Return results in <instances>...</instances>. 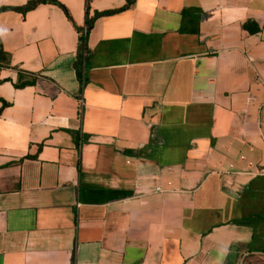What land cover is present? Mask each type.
Listing matches in <instances>:
<instances>
[{
    "label": "crops",
    "instance_id": "obj_1",
    "mask_svg": "<svg viewBox=\"0 0 264 264\" xmlns=\"http://www.w3.org/2000/svg\"><path fill=\"white\" fill-rule=\"evenodd\" d=\"M28 1L0 0V264H264V0H135L83 79L87 0Z\"/></svg>",
    "mask_w": 264,
    "mask_h": 264
},
{
    "label": "trees",
    "instance_id": "obj_2",
    "mask_svg": "<svg viewBox=\"0 0 264 264\" xmlns=\"http://www.w3.org/2000/svg\"><path fill=\"white\" fill-rule=\"evenodd\" d=\"M45 1L53 2V3H57V4L61 5L65 9L67 14H69L65 5H63L58 0H29L24 6L15 7V8L20 9V10L25 12V11H28L30 9H33L38 4L45 2ZM134 1L135 0H127V3L122 8L105 10V11H101V12L96 11L93 16H89L90 0H87V2H86V16H87V18H86V29L81 30V37H80V43H79L80 57H79L78 71H79V76L81 79H83V67H84V63H85L87 56H88L87 36H88V32L90 31V29L93 26L95 19L101 15H106V14L114 13V12L129 8L134 3ZM7 8H9V7H1L0 10L7 9ZM0 67H12L11 54L9 52H7L6 50H4L2 46H0ZM19 76H20L19 81L16 83L17 87H23L25 85L35 84L37 81L35 76H30V77L24 78L23 73H20ZM0 82H1V79H0ZM6 105H8V102L6 100H3V106H6ZM74 261L75 260L73 257V262Z\"/></svg>",
    "mask_w": 264,
    "mask_h": 264
},
{
    "label": "built area",
    "instance_id": "obj_3",
    "mask_svg": "<svg viewBox=\"0 0 264 264\" xmlns=\"http://www.w3.org/2000/svg\"><path fill=\"white\" fill-rule=\"evenodd\" d=\"M85 29H86V28H85ZM80 101H81V103H83V99H82V98L80 99Z\"/></svg>",
    "mask_w": 264,
    "mask_h": 264
}]
</instances>
